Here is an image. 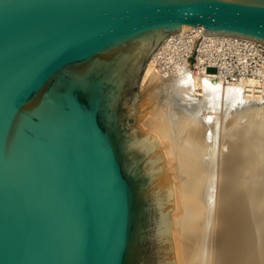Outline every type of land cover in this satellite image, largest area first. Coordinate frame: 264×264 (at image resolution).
I'll list each match as a JSON object with an SVG mask.
<instances>
[{"label":"water","instance_id":"water-1","mask_svg":"<svg viewBox=\"0 0 264 264\" xmlns=\"http://www.w3.org/2000/svg\"><path fill=\"white\" fill-rule=\"evenodd\" d=\"M197 24L264 43V0H0V264H173L134 113L154 52Z\"/></svg>","mask_w":264,"mask_h":264},{"label":"bare ground","instance_id":"bare-ground-1","mask_svg":"<svg viewBox=\"0 0 264 264\" xmlns=\"http://www.w3.org/2000/svg\"><path fill=\"white\" fill-rule=\"evenodd\" d=\"M164 42L146 65L134 127L165 181L173 264H264V95L185 70L162 76ZM183 83L192 99L174 109L164 94Z\"/></svg>","mask_w":264,"mask_h":264},{"label":"built area","instance_id":"built-area-1","mask_svg":"<svg viewBox=\"0 0 264 264\" xmlns=\"http://www.w3.org/2000/svg\"><path fill=\"white\" fill-rule=\"evenodd\" d=\"M204 30V25L197 24L167 36L154 57L160 74L176 76L187 70L202 79L240 83L248 97H262L264 43L241 35L206 34Z\"/></svg>","mask_w":264,"mask_h":264},{"label":"rangeland","instance_id":"rangeland-1","mask_svg":"<svg viewBox=\"0 0 264 264\" xmlns=\"http://www.w3.org/2000/svg\"><path fill=\"white\" fill-rule=\"evenodd\" d=\"M176 88L177 89L175 90V93H178V94H173V95H171V94H164V96H170V97L171 96H174V98L171 99L172 105H173V108L174 109L177 108V107H180L181 105H184L185 103H188L189 104V101H191V99H192V97H189L188 96L187 93H189L188 92L189 90H188L187 86H185L184 83L182 85H179V86L177 85ZM239 107H241V106H239Z\"/></svg>","mask_w":264,"mask_h":264}]
</instances>
